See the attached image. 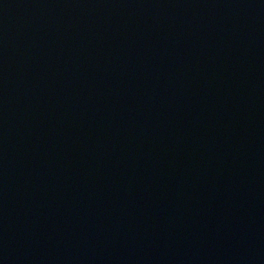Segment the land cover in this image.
<instances>
[{"label":"water","instance_id":"1","mask_svg":"<svg viewBox=\"0 0 264 264\" xmlns=\"http://www.w3.org/2000/svg\"><path fill=\"white\" fill-rule=\"evenodd\" d=\"M0 264H264V0H0Z\"/></svg>","mask_w":264,"mask_h":264}]
</instances>
